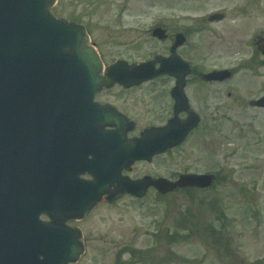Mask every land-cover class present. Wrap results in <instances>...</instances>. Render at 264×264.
Segmentation results:
<instances>
[{
	"label": "rangeland",
	"instance_id": "rangeland-1",
	"mask_svg": "<svg viewBox=\"0 0 264 264\" xmlns=\"http://www.w3.org/2000/svg\"><path fill=\"white\" fill-rule=\"evenodd\" d=\"M53 10L86 25L106 64L167 54L168 40L151 36L156 25L170 35L186 33L177 51L194 68L185 92L200 126L178 148L125 173L216 176L206 189L176 188L160 197L151 188L139 199H102L87 218L69 220L82 229L89 263L264 264V108L248 103L264 87V64L254 44L264 35V0H58ZM216 11L226 18L208 22ZM223 67L232 69L231 78L201 81L199 73ZM163 82L173 80L163 76L147 84L143 100L135 93L122 104L117 94L110 100L134 115L139 127L161 121L169 109V98H158L156 87Z\"/></svg>",
	"mask_w": 264,
	"mask_h": 264
},
{
	"label": "water",
	"instance_id": "water-1",
	"mask_svg": "<svg viewBox=\"0 0 264 264\" xmlns=\"http://www.w3.org/2000/svg\"><path fill=\"white\" fill-rule=\"evenodd\" d=\"M54 1L0 0V264L76 261L83 248L81 233L67 228L64 221L84 217L114 182L120 193L138 197L150 185L167 192L176 185L206 187L212 183V175H183L177 184L149 176L139 180L120 176L123 166L136 159L150 160L178 144L197 119L190 116L179 123L174 117L165 127L145 130L140 138L125 141L121 117L107 108L98 112L92 100L95 91L116 81L133 84L168 73L177 77L173 95L178 111L186 107L182 86L188 64L172 53L169 58L156 57L135 66L119 61L99 75L102 64L84 27L51 13ZM153 35L163 38L164 31L156 28ZM182 41L178 35L176 45ZM257 46L264 54V37ZM227 76L229 72L222 71L203 77ZM48 82L51 88L46 86ZM251 104L264 106V96ZM105 125L116 126L118 132L103 135L100 130ZM105 136H113L117 142L109 143ZM51 138L49 147L44 146ZM35 142L39 145L33 146ZM51 160L62 161L61 167L51 166ZM57 171L67 179L60 176L57 184L70 188L74 202L52 191L34 194V187L47 186ZM85 171L94 179L80 180L79 174ZM42 211L48 213L51 223L38 221ZM42 242H47L46 248L39 247ZM39 255L45 259L40 261Z\"/></svg>",
	"mask_w": 264,
	"mask_h": 264
},
{
	"label": "flooded vegetation",
	"instance_id": "flooded-vegetation-1",
	"mask_svg": "<svg viewBox=\"0 0 264 264\" xmlns=\"http://www.w3.org/2000/svg\"><path fill=\"white\" fill-rule=\"evenodd\" d=\"M142 85H143V83L138 85V86H136V87H131V88L117 87V89H115V87H113V88H110V89H103L102 91H100L99 93L96 94V98L101 103L109 102L111 104H114L117 108H119V110H121L125 115H127L131 119V118H133L132 114H129L128 111L121 104H122V101L125 100L126 96L129 93H135L136 96H139V98L141 97L140 99H142V95H144L145 97H148V94L145 91H140V93L136 92V89L137 90L140 89ZM162 88H164V85H162L161 89ZM114 94H117L119 97H121V98H119V99H121V104H118L117 102L110 100L111 98L115 97ZM150 94L153 95L154 92H152ZM164 96H166V91L165 90H160L158 92V98H161V97H164ZM169 103H170V109H168V111H167L168 115L172 114V111H173V103L174 102H173L172 98H170V102ZM183 114L185 116L187 115L186 113H183ZM106 253H107V251H105V250L100 252V254H106ZM85 257H86V261L84 262V261H82V259H84ZM89 259H90V257H89V253H88V248L86 247V249H85V251H84V253H83V255H82L80 260L82 261L81 262L82 264H90L89 263ZM104 260L105 259H103V261L100 264H111V262L110 263H106ZM112 260H113V258H112ZM112 264H120V262L118 260H116Z\"/></svg>",
	"mask_w": 264,
	"mask_h": 264
},
{
	"label": "bare ground",
	"instance_id": "bare-ground-1",
	"mask_svg": "<svg viewBox=\"0 0 264 264\" xmlns=\"http://www.w3.org/2000/svg\"><path fill=\"white\" fill-rule=\"evenodd\" d=\"M46 86H48L49 88H51L52 87V83L51 82H48L46 84ZM90 125L91 126H94V127H97L98 126L95 122H90ZM60 176L64 177V180H67L66 177H65V175L62 172L57 171L55 173V175H52L51 176L52 182H50L47 186H44L42 189L38 190V192L35 190V193L34 194L36 195L39 192H41L42 190L52 191L55 194H59L60 196H64L67 199L72 200L74 202L75 201L74 195L68 193V191H65L64 186L62 184L61 185L57 184V179Z\"/></svg>",
	"mask_w": 264,
	"mask_h": 264
}]
</instances>
